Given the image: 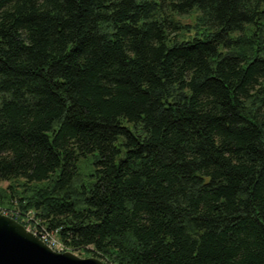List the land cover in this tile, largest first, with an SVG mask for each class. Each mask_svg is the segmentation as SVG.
<instances>
[{"label": "trees", "instance_id": "16d2710c", "mask_svg": "<svg viewBox=\"0 0 264 264\" xmlns=\"http://www.w3.org/2000/svg\"><path fill=\"white\" fill-rule=\"evenodd\" d=\"M0 182L108 264H264V0H0Z\"/></svg>", "mask_w": 264, "mask_h": 264}, {"label": "water", "instance_id": "95a60500", "mask_svg": "<svg viewBox=\"0 0 264 264\" xmlns=\"http://www.w3.org/2000/svg\"><path fill=\"white\" fill-rule=\"evenodd\" d=\"M0 264H108L72 251L57 252L15 219L0 214Z\"/></svg>", "mask_w": 264, "mask_h": 264}, {"label": "built area", "instance_id": "2783aa9c", "mask_svg": "<svg viewBox=\"0 0 264 264\" xmlns=\"http://www.w3.org/2000/svg\"><path fill=\"white\" fill-rule=\"evenodd\" d=\"M18 204V202H15ZM0 214L9 216L21 223L28 231L37 235L44 243L57 252L70 251L61 242L57 232L49 231L42 219L33 211L22 212L19 208L8 209L0 205Z\"/></svg>", "mask_w": 264, "mask_h": 264}, {"label": "rangeland", "instance_id": "374dc122", "mask_svg": "<svg viewBox=\"0 0 264 264\" xmlns=\"http://www.w3.org/2000/svg\"><path fill=\"white\" fill-rule=\"evenodd\" d=\"M198 15H199L198 12L195 11V12L189 14V15L178 17L179 21L183 25H189L190 26V31L181 32V34H180V38L181 39H191L196 34V29L194 27H195V24L197 22ZM80 172H81V177L80 178L82 180L83 179L87 180L89 174L92 172V159H87V160L82 161L80 163ZM9 184L10 183H8V182H0V188H6ZM13 185H15L16 188L19 190L20 189L19 187H22L23 182L21 181L19 184L18 183H13ZM39 186H46V185L42 184V185H39ZM11 202H12L11 205H8V204L5 205V204H2V203H0V205L4 206L5 208H8V209H14L16 207L17 208L19 207L18 204H15V202L19 203L17 198L16 199H12ZM30 211H33V210H30ZM22 212H25V211L22 210ZM26 212H29V211H26ZM33 212H35V211H33ZM76 254L81 256V257H83V258L93 257V255H88L84 251L76 252Z\"/></svg>", "mask_w": 264, "mask_h": 264}]
</instances>
